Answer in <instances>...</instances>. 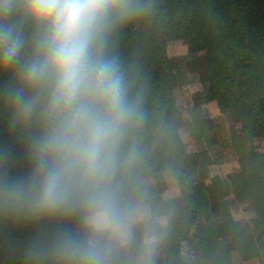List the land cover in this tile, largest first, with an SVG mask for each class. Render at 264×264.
<instances>
[{
  "label": "trees",
  "instance_id": "trees-1",
  "mask_svg": "<svg viewBox=\"0 0 264 264\" xmlns=\"http://www.w3.org/2000/svg\"><path fill=\"white\" fill-rule=\"evenodd\" d=\"M138 3L140 10L109 33L105 55L118 63L139 113L115 181L129 209V223L133 208L145 205L150 214L139 223L131 246L111 249L110 264L140 256L144 261L149 253L151 264H219L230 259L233 249L263 257L264 152L255 140L264 136V0ZM169 38L189 39L204 51L194 61L204 64L203 94L218 101L221 115L211 116L204 105L178 104L175 90L187 80L180 61L169 57ZM12 82L10 72H0V148L10 153L0 167L19 177L31 171L32 161L28 133L11 126L5 105L3 89ZM228 122L238 125L234 131L225 126ZM190 137L200 146L198 151L187 150ZM233 156L241 169L230 174L229 184L237 198L255 208L251 227L231 218L220 193L224 182L218 176L205 181L209 165ZM169 174L186 175L190 182L180 180L182 193L163 198ZM190 191L197 203L186 208ZM84 215V210L41 217L0 212V264H77L60 254L56 244L65 236L89 238L90 230L77 222ZM159 216L167 218L166 224ZM226 239L233 248L220 243Z\"/></svg>",
  "mask_w": 264,
  "mask_h": 264
},
{
  "label": "clouds",
  "instance_id": "clouds-1",
  "mask_svg": "<svg viewBox=\"0 0 264 264\" xmlns=\"http://www.w3.org/2000/svg\"><path fill=\"white\" fill-rule=\"evenodd\" d=\"M140 7L138 0H0V72L13 77L3 96L11 126L28 133L32 161L25 176L0 167V212L84 210L89 238L56 244L77 264H110L108 241L129 235L115 177L139 113L105 48ZM9 158L0 148V161Z\"/></svg>",
  "mask_w": 264,
  "mask_h": 264
},
{
  "label": "rangeland",
  "instance_id": "rangeland-1",
  "mask_svg": "<svg viewBox=\"0 0 264 264\" xmlns=\"http://www.w3.org/2000/svg\"><path fill=\"white\" fill-rule=\"evenodd\" d=\"M168 54L172 59H177L180 61L181 70H183L182 78L183 80H187L186 83L179 85L176 88V94L178 99V104L182 107L187 106L188 104L192 105H204L209 111L210 115L213 117L221 115V107L216 99H207L203 94V85L201 82V78L204 76L205 72L203 71L202 63L199 61H194L195 58H201L204 55V51H200L195 46V43L189 39H173L169 38L168 40ZM187 75H186V74ZM188 76V77H187ZM191 76H195V79L190 80ZM230 130H233L238 126L233 122H228L226 125ZM234 131V130H233ZM187 142V150L190 152L198 151L200 146L191 139ZM255 144L259 151L264 152V136L257 137L255 140ZM241 169V164L237 156H233L231 159L223 162V163H214L207 167L208 176L205 181L209 182L211 177L218 176L226 186L223 189L224 201L226 206L230 212V216L233 221L238 222L242 226H252L253 221L256 218L255 208H253L251 202L249 200H242L237 198L235 193L233 192L232 186L230 187V174L236 173ZM183 180L185 182H190V177L186 175H180L179 178H175L172 174H169L167 177V189L162 194L163 198H174L179 196L182 191L179 185V181ZM190 194L185 197L184 206L189 208L191 206H196L197 203V195ZM133 217L132 221L129 223V235L124 242H121L118 239L109 240V244L111 245V249H122L123 246H131L134 240V233L140 230L139 223L148 218L150 212L148 208L144 205L139 208H133ZM157 220L161 224H166L167 218L165 216L157 217ZM214 220L216 223H219L218 214L214 215ZM77 222L89 229V226L85 223L84 217L78 219ZM90 230V229H89ZM193 232L195 233L196 228L193 227ZM230 239L221 240L220 243H223L224 247L233 248L232 243H230ZM181 251L183 249H180ZM184 249L183 251H185ZM186 252V251H185ZM138 261H143V257H137L131 262L126 264H135ZM219 264H264V256L260 257H250L244 256L239 252V249H233L232 254L229 260L226 262H222Z\"/></svg>",
  "mask_w": 264,
  "mask_h": 264
}]
</instances>
